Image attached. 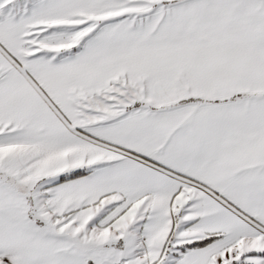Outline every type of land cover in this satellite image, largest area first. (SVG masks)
<instances>
[{
  "label": "snow or ice",
  "instance_id": "6c2138e0",
  "mask_svg": "<svg viewBox=\"0 0 264 264\" xmlns=\"http://www.w3.org/2000/svg\"><path fill=\"white\" fill-rule=\"evenodd\" d=\"M0 264H264V0H0Z\"/></svg>",
  "mask_w": 264,
  "mask_h": 264
}]
</instances>
